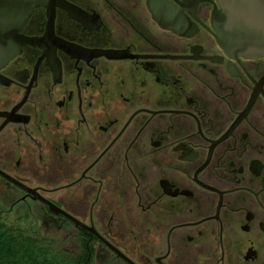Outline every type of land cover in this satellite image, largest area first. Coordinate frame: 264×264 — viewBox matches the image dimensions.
<instances>
[{
	"label": "flooded vegetation",
	"instance_id": "obj_1",
	"mask_svg": "<svg viewBox=\"0 0 264 264\" xmlns=\"http://www.w3.org/2000/svg\"><path fill=\"white\" fill-rule=\"evenodd\" d=\"M18 8L26 40L0 70L9 227L51 217L89 264H264V56L223 47L221 0Z\"/></svg>",
	"mask_w": 264,
	"mask_h": 264
},
{
	"label": "water",
	"instance_id": "obj_2",
	"mask_svg": "<svg viewBox=\"0 0 264 264\" xmlns=\"http://www.w3.org/2000/svg\"><path fill=\"white\" fill-rule=\"evenodd\" d=\"M23 1L0 0V70L21 53L25 43L26 39L20 32L27 19L18 8ZM221 5L217 24L223 47L245 56H264V0H221ZM6 177L9 179V176ZM46 202L54 215L63 214L76 221L51 202ZM82 226L114 248L95 229ZM115 251L120 253L117 249Z\"/></svg>",
	"mask_w": 264,
	"mask_h": 264
},
{
	"label": "trees",
	"instance_id": "obj_3",
	"mask_svg": "<svg viewBox=\"0 0 264 264\" xmlns=\"http://www.w3.org/2000/svg\"><path fill=\"white\" fill-rule=\"evenodd\" d=\"M7 215V212L0 211V264H89L87 257L75 258L72 253H58L54 242L45 244L30 235L29 230L10 228Z\"/></svg>",
	"mask_w": 264,
	"mask_h": 264
},
{
	"label": "rangeland",
	"instance_id": "obj_4",
	"mask_svg": "<svg viewBox=\"0 0 264 264\" xmlns=\"http://www.w3.org/2000/svg\"><path fill=\"white\" fill-rule=\"evenodd\" d=\"M2 209L6 208V206H2ZM48 216V215H47ZM7 219L9 221V215H7ZM23 230L27 231L30 235H34L39 241H44L45 244H49L50 242L55 244V250L62 252L63 255H69L72 253V247L68 243H60L58 240H64L65 242H69V237L71 233L69 232V227L64 226L59 228L57 223L53 221V218L47 217L46 222L40 224V226L35 227H19ZM17 231V228H16ZM12 232V231H11Z\"/></svg>",
	"mask_w": 264,
	"mask_h": 264
}]
</instances>
